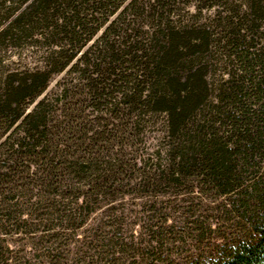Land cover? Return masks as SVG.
I'll use <instances>...</instances> for the list:
<instances>
[{
	"label": "trees",
	"instance_id": "1",
	"mask_svg": "<svg viewBox=\"0 0 264 264\" xmlns=\"http://www.w3.org/2000/svg\"><path fill=\"white\" fill-rule=\"evenodd\" d=\"M127 1L0 0V264H264V0ZM185 194L216 251L125 235L115 204Z\"/></svg>",
	"mask_w": 264,
	"mask_h": 264
},
{
	"label": "rangeland",
	"instance_id": "2",
	"mask_svg": "<svg viewBox=\"0 0 264 264\" xmlns=\"http://www.w3.org/2000/svg\"><path fill=\"white\" fill-rule=\"evenodd\" d=\"M232 1L233 5L240 2ZM209 5L211 0H177L168 5V8H173L175 14L182 18L195 15V18L200 17V20L208 17L213 19L219 12L224 13V6ZM34 51L14 49L10 59L15 66H34L39 61V55L33 53ZM61 78L62 75L55 76L50 88ZM148 131L147 135H152L153 132ZM199 202L200 198L195 194H185L178 197L161 196L156 199L126 201L125 205L115 204V208L118 213L123 212L125 221H128L125 235L138 236L153 246L160 243L163 249L162 259L179 263L191 257L208 256L232 237L234 227H228V223L217 222L204 216L201 208L198 212L199 206L195 205ZM111 209L112 207H105L99 211L96 218L104 217Z\"/></svg>",
	"mask_w": 264,
	"mask_h": 264
}]
</instances>
